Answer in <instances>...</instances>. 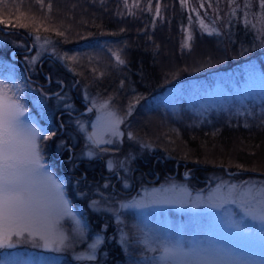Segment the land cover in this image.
I'll return each mask as SVG.
<instances>
[{"label":"rangeland","instance_id":"rangeland-1","mask_svg":"<svg viewBox=\"0 0 264 264\" xmlns=\"http://www.w3.org/2000/svg\"><path fill=\"white\" fill-rule=\"evenodd\" d=\"M184 2L187 4L185 14L188 24L184 28H180L179 51L183 47L189 46L187 49H190L196 45V42L193 41L194 31L199 27L202 29L198 22L199 19H202L205 24H210L208 19L212 20L211 26L215 25L220 35L227 31L228 24H224L221 20H229L232 8L225 1H222L219 7L211 5L212 3L207 0H184ZM237 2L241 1L237 0ZM84 3L82 0H10V7H7V0H0V82L7 84L15 91L13 77H22V74H25V69L23 70L22 66L15 64L18 68L14 67L9 56L12 49L22 47L26 51V64L32 67H35L40 60H44L43 62L47 64L54 61L64 70V74L70 76L64 78L63 81L65 89H67V85L71 86L66 92L59 90V94L67 99V104L70 106H72L70 97L73 95L84 106L91 108V112L84 109L80 116L82 122L90 119L91 123L89 126H84L82 135L84 146H78L79 148L83 147L79 156L86 159L91 158L93 164L96 165L101 163L102 168L108 162L105 169H110V171L120 169L121 173H125L127 177L131 169L133 172L148 169L145 160L149 158L155 159L160 169L182 167L184 172L179 180L178 173L167 178L160 176V181L154 187L149 186L150 188L146 192L152 194L163 189H173L177 196H182L188 201V206H156L136 212V209L131 208L119 209L115 200L108 201L107 196H112L108 194L106 197H101L105 198L102 206L106 211L109 208L112 212L110 216L114 224H110V219L106 216H103V218H107L106 223L99 220L93 224L85 219L84 210L77 204L83 200L76 196L79 191L77 183L74 184L77 188H73L72 193L69 192L66 179L62 176H54V172H50L46 166L45 171L50 172L61 184L64 198L68 201L72 213L71 217L62 218L59 224L64 234L69 237V242L66 247L57 250V246L53 244L45 247L44 241L39 237L33 239L27 234L20 238L13 236L10 242H5V246L0 247V264H106V261L108 264H156L155 257H158L160 253L158 250L155 252L148 250L143 242L146 238L152 241V247L159 249L161 243L174 242L181 238L203 240L209 231L215 229L217 225L236 238L234 254L242 256L246 264H264V222L246 216L245 209L239 201L236 204L224 203L219 209L208 207L210 202L221 203L231 199L235 195V193L229 192L233 185L238 188L245 185L246 182H248V187L264 183V176L259 175L264 172V163L262 165L255 164L258 160L264 162L260 152L255 153L252 147L249 151L247 146H243L246 142L243 141L242 144L241 140H237L228 147L227 144L223 145L224 143L220 142L217 145L210 141L201 143L199 139L188 134L190 132L188 129L181 126H176V133L173 136L167 134V131H164L165 128L162 127L156 126V132L154 127L148 126L151 122L144 112L145 109L160 105L173 111L177 110L178 114L175 115V119H179L180 116H184L180 114L178 104L184 102L187 108L196 112L208 110L210 112L211 109H214L212 110L214 112L219 110L218 106H222L226 111L237 116L230 110L231 107L240 106L243 102L263 101L264 30L261 29V24H258L261 49L260 52L258 51L259 53L256 50L252 51L258 55L254 54V57L250 59H237L236 56L240 54L241 50V48L237 49L238 47L230 52H226V48L224 52H217L222 45L216 48L215 46L223 43L218 39L219 43L217 44V39L212 37H210V42L216 44L212 50L213 55L207 53L208 56L177 59L179 51L172 53L173 55L170 54L171 52L163 51L158 55L155 63L157 73L165 78L162 79L164 80L163 84L180 79L182 82L176 86L173 84L171 87H163L146 98L143 96V91H135V80H131L126 73L119 69L125 64L117 62L115 55L118 54L117 52H111L107 59H102L99 58V55L96 56L92 53L84 54V50L75 51L69 45L73 46V42L79 43L88 40L77 37V33L80 32L84 36L85 30L73 32L71 26L79 25L75 23L74 19L63 23L60 21V24L56 25L49 16L53 10L60 11V14L63 11L68 13L66 8L70 6L82 8ZM249 5L253 7L254 14L259 13L256 0H253ZM41 6L44 9L35 12L36 7ZM158 10L157 8V14ZM200 11L201 13H199ZM196 13L199 18L196 17ZM90 22L92 24V20ZM58 26L66 28V30L62 31ZM97 29L104 31L106 26L101 25ZM58 33L62 34L58 35ZM69 33H72L73 37L69 36ZM38 36L39 39H37ZM94 36L96 35L91 37ZM82 57L88 58L82 59ZM33 73H35L34 70L29 72L30 75ZM48 75L50 76V74ZM84 75L90 79L86 80ZM23 84L24 86H22ZM31 87L24 77L16 95L25 97L30 107L32 106L30 108L26 103L19 102L25 110L22 120L40 133L38 145L42 162L45 164L46 153H42L43 150L46 151L47 144H49V149L53 142L60 144L62 137L52 140L54 138L52 130L42 131V128L38 127L40 125L38 112L43 120H46L51 126L52 120L57 119L58 109L55 106L61 105L60 102L54 105L51 100L44 101L45 97L40 95L36 88L33 87L32 90ZM103 103L108 104L107 110L114 111L122 118V122L118 126L120 136H112L98 119L103 113L99 107ZM73 108L75 106L71 107V109ZM151 117L154 118V116ZM71 120L75 121L76 119L71 118ZM225 121L229 122V119L226 118ZM63 134L65 135V133ZM89 136H93L94 139H110L112 143L97 145L88 139ZM256 139L259 140L256 144L261 143L264 146L262 137L259 136ZM190 140H195V147L200 149L194 151L193 146L187 145ZM210 153L213 157L210 156ZM198 154H205L208 162L219 164L220 167V170L214 169L204 176H210L213 178L212 180L222 179L223 176L235 179L225 180L212 187L207 191L205 199L202 198L203 188L193 185L195 181L191 177L196 175V171L198 174V170L201 169L200 167L197 170L193 169L190 165L197 162ZM238 156H242V159L234 161L236 159L234 157ZM138 159H142V162ZM136 160L138 161L136 162ZM109 164H111V168ZM225 167L228 172L224 175L222 171ZM108 170H106V174H108ZM250 170L259 173L248 175ZM55 172H57L56 168ZM162 181H169L174 185L164 184ZM165 185H168V188ZM138 187L140 188H137L136 193H139V190L145 192V188L140 185ZM98 189L101 190L97 187L94 192L95 197L98 195L96 193ZM136 196L138 198L131 202L147 200L145 197L141 199L139 195ZM193 202H198L199 206L191 207L190 204ZM106 205H109L108 208L105 207ZM86 208V211L91 214L93 207L89 204ZM130 211L136 212L137 215H129ZM134 219L136 226L126 223L134 221ZM78 231L83 232L82 237L77 235ZM97 237H100L101 242L96 246L94 259H88L91 245L96 243ZM120 240L122 242L119 246ZM9 243L11 246H8ZM117 248L120 250L119 253Z\"/></svg>","mask_w":264,"mask_h":264},{"label":"trees","instance_id":"trees-1","mask_svg":"<svg viewBox=\"0 0 264 264\" xmlns=\"http://www.w3.org/2000/svg\"><path fill=\"white\" fill-rule=\"evenodd\" d=\"M82 1L85 2L82 8L70 6L66 8L68 13L63 11L60 14V11L55 12L53 10L49 14L56 25L60 24V21L63 23L74 19L75 23L79 25L71 26L72 31L85 30L84 36L80 32L77 33V37L88 40L79 43L73 42V46L69 45L72 49L75 51L84 50V54L92 53L96 56L99 55V58L102 59H107L111 52H117L125 64L124 67L119 69L126 73L131 80H135V91H143V96L146 98L158 89L182 82L180 79L179 81L171 80L163 84L164 80L162 79L165 78L157 73L155 63L158 55L163 51L172 54L180 50L178 47L181 43L180 28H184L188 24L185 14L187 4L184 0ZM207 1L216 7H219L222 1H225L232 8L229 20H221L224 24H228L227 31L220 35L215 25L211 26L213 24L212 20L208 19L210 24H205L202 19H199L200 26L203 24L204 27L202 29L199 27L198 30L194 31L193 41L196 42V45L190 49H187L189 46L183 47L178 52L177 59L213 55L212 50L216 44L210 42V37L217 39V44L219 40L223 43L215 46L216 48L222 45L217 51L219 53L224 52L225 48L226 52H230L238 47L237 49L241 48V50L240 54L236 56L237 59H250L254 57V54L258 55L261 49L258 20L261 15H264L260 8L261 0H256L257 8L260 10L256 14L253 13L251 5L245 7V0H240L242 3L235 0V4L232 0ZM9 2L10 0H7V7H10ZM251 2L253 0H249V3ZM157 8L159 9L158 14L156 13ZM42 9H44L43 6L36 7L35 12ZM196 17L199 18V15L197 14ZM90 20H92V24ZM101 25L106 26L104 31L97 29ZM197 26L199 25L197 24ZM58 28L62 31L66 30V28L63 29L59 26ZM68 35L72 36V33ZM92 35L96 36L91 37ZM255 50L259 52L252 53ZM207 53L208 55H206ZM85 58L88 57H82V59ZM84 76L86 80L90 79V77ZM149 81L150 83H148ZM218 108L219 110L214 112H212L214 109H211L210 112L209 110L196 112L181 104L178 110L181 111L180 114L184 117L180 116L179 119H175V115L178 114L177 110L173 111L160 105L145 109L144 112L145 116L150 119L149 122H151L148 126L154 127V131H156V126L162 127L165 128L164 131H167V134L173 136L176 133V126H181L188 129L190 131L188 134L195 139H199L201 143L210 141V143L217 145L220 142L224 143L223 145L227 144V147L232 146L237 140H241V143L246 142L245 145L242 144L247 146L249 151L252 147V150L255 153L260 152L264 159V146L261 143L256 144L259 142L256 139L257 137L260 136L264 139V100L254 101L253 103L243 102L240 106L231 107L230 110L236 113L237 116L229 113L222 106H218ZM151 116H154V118ZM226 118L229 119V122H224ZM187 145L193 146L194 151L200 149L195 147V140H190ZM259 145L261 146L259 147ZM241 154L243 153L241 152ZM197 156V162L190 165L193 169L200 167L198 173L204 175L214 171V169L220 170L219 164L215 165L208 162L205 154H198ZM234 158H236L234 161H240L242 156ZM263 163L258 160L255 164L262 165ZM203 167L213 168L204 169ZM257 173L259 172L248 171V175L251 176L257 175ZM259 175L264 176V172ZM203 178L208 179L212 185L218 180L216 178V180H212L213 178L209 176ZM121 242L120 240L119 246ZM117 250L119 253V248ZM106 262L108 264V261Z\"/></svg>","mask_w":264,"mask_h":264},{"label":"snow or ice","instance_id":"snow-or-ice-1","mask_svg":"<svg viewBox=\"0 0 264 264\" xmlns=\"http://www.w3.org/2000/svg\"><path fill=\"white\" fill-rule=\"evenodd\" d=\"M232 2L235 4V0ZM247 6L249 0H245ZM260 8L264 13V0H261ZM258 23L264 30V15H261ZM201 27L204 25L201 24ZM115 55L117 62L123 64L119 54ZM99 107L103 113L98 119L104 128L112 136H120L118 126L122 118L114 111L107 110V103ZM24 115L25 110L16 92L0 82V247L10 242L13 236L20 238L27 234L33 239L39 237L45 247L53 244L59 250L69 242V237L59 227L60 220L65 216L71 217L72 213L61 184L50 172L45 171L46 165L42 162L38 145L40 133L22 120ZM88 139L97 145L112 143L110 139H94L93 136ZM229 192L235 193L231 199L221 203L210 202L208 207L219 209L224 203L236 204L239 201L246 216L264 222V183L248 187L246 182L239 188L233 185ZM156 206L185 207L188 201L177 196L173 189H163L152 193L147 200H134L121 205L122 208L136 210ZM191 206L198 207L199 203L193 202ZM77 235L82 237L83 232L78 231ZM235 239L217 225L203 240L181 238L174 242H163L159 249L152 247V241L147 238L143 242L149 251H159L160 255L155 257L156 264H246L242 256L234 254ZM100 242V237H97L96 243L91 245L88 259H94L96 246Z\"/></svg>","mask_w":264,"mask_h":264},{"label":"flooded vegetation","instance_id":"flooded-vegetation-1","mask_svg":"<svg viewBox=\"0 0 264 264\" xmlns=\"http://www.w3.org/2000/svg\"><path fill=\"white\" fill-rule=\"evenodd\" d=\"M12 50L13 51L9 54V56L14 64V67L18 68L17 65H15L18 64L20 67L22 66L21 68H23V70L25 69V74H22V77H13L15 80V92L20 90L19 84L25 77L27 82L32 86L31 89L33 90V87L36 88V91L45 97L44 101L49 102V100H51L54 105L60 102L61 106H55V108L58 109L56 115L57 119L52 120L53 123L51 122V126L48 125L46 120H43L38 112V116L40 118L39 127L42 128V131H47L49 129L52 130L54 134V138L52 140L62 137L60 144L58 142L51 143V149H49V144H47L48 148L46 151L43 150L42 153H46V157L44 158L45 165L49 168L50 172H54V176H62L66 179L65 182L67 183L69 192L72 193L73 188L79 187V191L76 196L83 200L82 202L79 201L77 203L78 205L85 208L90 204V206L93 207L91 211L94 216L98 218V220L106 223L107 218H109V223L114 224L110 216L112 212L108 208L109 205L105 206L108 208L107 211L102 206L105 202V198H101L102 196L106 197L108 194H111L112 196H107L108 201L115 200L117 207L121 209L122 204H129L133 199L138 198L136 195H139V198L141 199L142 197L149 199L151 192L148 193L146 191L149 190V186L154 187V185L160 181L161 173L165 174V176L161 178L172 177L175 172L181 177V174L184 171L182 167L178 169H160L158 163L155 162V159L145 160L148 169H142L140 172H133L131 169L127 177L125 176V173H121L120 169L111 171L110 169H105L108 162L104 164V168H102L103 165L101 166V163L100 165H96L93 164L91 158L86 159L84 157H80L79 154L83 147L79 148L78 146H84V142L82 140L84 126H89V123H91L90 119L86 122H82L80 116L84 112V109L89 110L91 108L84 106L81 101L76 99L72 94L70 97L72 100V106H70L67 104V99L62 94H59V90L66 92L71 86L67 85V89H65L63 81L64 78H69L70 76L68 74H64V70L57 66L54 61L53 63L47 64L46 62H43L44 60H40L35 67H32L26 64V51L22 47ZM33 70L35 73L30 75L29 72ZM49 73L50 76L48 75ZM22 86H24V84ZM18 100L21 104L26 103L30 107V104L26 101L25 97H18ZM64 104L66 106L65 108ZM74 106L75 108L71 109V107ZM71 118H75L76 120L72 121ZM63 133H65V135ZM69 135L71 136L70 138L68 137ZM138 160L142 162V159ZM138 160H136V162ZM55 168L59 174L55 172ZM106 170L109 171L108 174H106ZM199 178L200 177L197 179L200 180V184H205L206 179L203 177H201V179ZM162 182H164V184L174 185L169 181ZM76 183L77 187L74 185ZM138 185L145 188V192H143L144 190H139V193H136L137 188H140ZM97 187L101 188V190L98 189L96 191L98 195L95 197L94 192ZM84 210H87V208ZM105 213L107 214L105 215ZM103 216H106L107 218H103Z\"/></svg>","mask_w":264,"mask_h":264},{"label":"water","instance_id":"water-1","mask_svg":"<svg viewBox=\"0 0 264 264\" xmlns=\"http://www.w3.org/2000/svg\"><path fill=\"white\" fill-rule=\"evenodd\" d=\"M209 168H210V167H207V168H205V169H209ZM226 169H227V167L224 168V171H225V172H228Z\"/></svg>","mask_w":264,"mask_h":264}]
</instances>
